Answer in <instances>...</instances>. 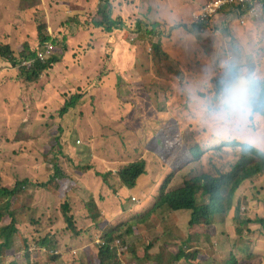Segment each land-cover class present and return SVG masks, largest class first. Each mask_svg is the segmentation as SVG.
<instances>
[{
    "label": "rangeland",
    "instance_id": "374dc122",
    "mask_svg": "<svg viewBox=\"0 0 264 264\" xmlns=\"http://www.w3.org/2000/svg\"><path fill=\"white\" fill-rule=\"evenodd\" d=\"M208 1L109 0L114 18L124 21L126 26L106 33L91 23L97 9L104 8L98 0H0L1 44L11 45L16 59L26 47L34 53L42 51L46 60L55 57L59 61L36 81L26 82L20 76L18 62L15 67L0 59V132L4 136L1 138L0 134V186L10 189L16 180L33 179L34 168L37 170L36 184L14 201L19 233L12 237L9 254L21 256L22 240L27 238L28 249L35 257L39 249L33 240L49 235L55 249L40 248L43 255L36 256L43 263L47 251L55 252L53 255L59 260L70 261L65 262L68 264H81L82 260L90 263L87 249L101 239L103 229L127 222L137 226L132 219H140L139 215L152 208L170 172L145 143L170 120L179 123L189 148L198 146L205 153L214 151L224 141L246 143L239 138L214 139L197 118L195 100L205 90H214L219 57L237 49L264 52V16L246 27H240L237 21L238 26H229L219 16L200 31L192 23V14ZM229 19L235 20L230 16ZM138 22L147 27L163 24L164 35L146 34L144 28L137 29ZM40 24L45 26L43 33L49 39L42 47L36 33ZM157 41H161L165 60L153 54ZM208 42L213 45L209 57L205 52ZM73 94H80L81 98L74 109L60 118L58 110ZM222 156L229 159L232 154L225 151ZM139 160L146 162L147 175L139 178L134 189L122 186L118 176L111 172ZM56 164L76 181L72 211L78 227L87 232L81 234L80 240L64 231L58 210L61 202L56 195L38 187ZM79 167H86V171H79ZM109 185L118 189L117 194ZM241 189L237 198L247 199L242 210L251 212V217H264V174L254 179L253 186L245 183ZM92 200L100 205L103 228L90 220L86 221L89 228H84L87 202ZM188 218V213L175 217L162 209L134 230L132 236H126V241L141 248V258L143 239L155 241L150 249L152 254L158 253L161 244L165 253H173L185 234ZM7 221L4 219L0 225ZM259 226L257 223L253 229ZM225 232L230 237L235 235V220L228 221ZM170 234L179 244L166 238ZM216 234L214 243L220 248L224 239L219 231ZM257 244L261 247L248 264H264V237L246 244L245 250L247 247L251 252ZM125 253L122 264H143L128 250ZM209 264H217L216 258Z\"/></svg>",
    "mask_w": 264,
    "mask_h": 264
},
{
    "label": "trees",
    "instance_id": "16d2710c",
    "mask_svg": "<svg viewBox=\"0 0 264 264\" xmlns=\"http://www.w3.org/2000/svg\"><path fill=\"white\" fill-rule=\"evenodd\" d=\"M98 2L104 4V8L97 9L96 16L91 21L92 25L106 33L123 30L125 23L114 18L109 0H98ZM163 27L165 26L159 23L148 27L141 22L137 23L138 30L144 28L146 34L157 35V37L164 35V32H161ZM44 28L43 24L36 27L41 47L49 40L43 33ZM196 28L200 30L199 26ZM206 46V55L212 56L213 45L208 42ZM32 54L34 52L24 47L19 58L16 59L11 45L1 44L0 41V59L15 67L17 62L21 66L19 59H26ZM153 54L161 61L166 59L161 41L153 44ZM58 62L55 57H52L42 62L35 61L30 65L21 66L18 70L24 81L34 82L50 65ZM80 98V94H73L63 101L58 110V116L62 118L68 110L74 109ZM244 144V142L235 140L224 141L218 147L213 148L214 151L205 153L198 146L189 148L186 145L180 125L175 119L164 123L145 143V147L155 151L160 161L170 169L167 178L161 184L155 204L147 213L139 215L140 219L138 217L132 219L137 226H131V222H127L119 223L111 229L105 228L102 230L100 243L96 241L94 243L89 238V242L94 243L92 247H88L86 252L91 257V262L87 263L82 260L81 264H122L127 250L135 259H141L143 264H209V261L214 258L217 264H248L249 260L256 257L257 250L261 246L257 244L255 247L254 245L251 252L247 247L245 250V246L258 241L259 237H264V217L258 216L259 214L251 217V212L248 214L247 211L242 210V205L247 202V199L245 197L238 199L237 196L242 194L243 184L253 186L254 179L264 174V152L256 147L245 148ZM225 151L232 154L229 159L222 156ZM78 169L81 172L86 171V167ZM111 173L118 176L122 186L134 189L139 183V178L147 175L148 172L146 162L139 160L123 165L118 171ZM104 177L107 178V174ZM75 182L71 174L64 173L63 169L56 164L48 180L40 183L38 187L56 195L57 200L61 202L58 210L64 224V231L68 232L73 239L80 240L81 234H87V232L78 227L76 215L72 211ZM28 183L29 181L24 179L16 180L10 189L4 185L0 186V222L8 219L7 224L0 225V264H57L63 260L60 259V261L59 257L48 251L45 253L47 256L45 263L42 258L36 256L38 253L43 255L40 248L55 249V242L49 235L37 237V241L33 240L35 248L39 249L35 251V257L28 249L27 238L22 240L24 252L21 256L9 254L13 247L12 237L19 233L16 228V213L13 204L15 199L21 198L24 194ZM110 188L113 193L117 194L116 187L110 186ZM162 209L175 217L180 214H189L185 234L180 238V245H177L173 253H165V248L161 244L158 253L152 254L150 249L155 241L146 242L143 239L140 242L143 248L141 258L139 255L141 248L135 247L133 243L129 245L126 236H132L134 230H139L141 224L155 217ZM87 212L88 218L94 222V225L103 228L99 219V208L93 200L87 202ZM230 219L232 222L235 220L236 223V232L233 237L225 232V226ZM257 223L260 226L253 229ZM217 231L224 239L220 248H217L214 243ZM166 238L169 241L172 240L173 243H178L173 234Z\"/></svg>",
    "mask_w": 264,
    "mask_h": 264
},
{
    "label": "clouds",
    "instance_id": "9594fccd",
    "mask_svg": "<svg viewBox=\"0 0 264 264\" xmlns=\"http://www.w3.org/2000/svg\"><path fill=\"white\" fill-rule=\"evenodd\" d=\"M216 70L214 90L196 97L197 118L214 139L264 149V52L234 50L218 58Z\"/></svg>",
    "mask_w": 264,
    "mask_h": 264
},
{
    "label": "built area",
    "instance_id": "2783aa9c",
    "mask_svg": "<svg viewBox=\"0 0 264 264\" xmlns=\"http://www.w3.org/2000/svg\"><path fill=\"white\" fill-rule=\"evenodd\" d=\"M221 15L234 17L240 27H246L251 22L260 21L264 16V0H209L199 12L192 14V23L199 26L201 31L202 27ZM44 59L42 51H37L32 56L22 59L20 65L27 66L35 61L42 62ZM97 243H100V240Z\"/></svg>",
    "mask_w": 264,
    "mask_h": 264
},
{
    "label": "crops",
    "instance_id": "0c3cea01",
    "mask_svg": "<svg viewBox=\"0 0 264 264\" xmlns=\"http://www.w3.org/2000/svg\"><path fill=\"white\" fill-rule=\"evenodd\" d=\"M222 17H224V19L222 18ZM219 19H222L223 21H224V23L226 22L227 23V25H229L230 26V24H232V23H235L236 24V22H235V20H233L234 22H230L231 20L229 19V17L227 16V15H221L220 17H219ZM225 23V24H226ZM234 25V24H233ZM237 25V24H236ZM126 26V25H125ZM238 26V25H237ZM221 28H223V27H221ZM0 134L3 136V133H2V131L0 132ZM1 138H4V136L3 137H1ZM147 170H148V167H147ZM63 171H64V173H66V174H71L70 172H67L66 170H64L63 169ZM34 175H35V177L33 178V179H29L28 177H23V179H27L28 181H29V183L26 185V187H31V185L33 184V183H35L36 184V175H37V170H36V168H34ZM45 179L43 180V181H41V183L42 182H45V181H47L48 180V178H49V176H47V177H44ZM33 181V182H32ZM31 182V183H30ZM76 183V182H75ZM39 184V183H38ZM76 185V184H75ZM76 187V186H75ZM77 188V187H76ZM50 194V193H49ZM51 196H54V195H52V194H50ZM118 196V195H117ZM96 202V201H95ZM96 204V206H97V208H99L100 209V205H99V203L98 202H96L95 203ZM122 208V210H123V207H121ZM122 210H121V214H123V212H122ZM114 214H116V211H114ZM121 214H120V216H121ZM89 220H90V223L92 224V220L91 219H89L88 218V212H87V216H86V220H84L85 222H84V228H89V227H87L86 226V221L87 222H89ZM65 262H69V263H71L70 261H65V260H63V261H61V262H59V263H62V264H68V263H65Z\"/></svg>",
    "mask_w": 264,
    "mask_h": 264
}]
</instances>
